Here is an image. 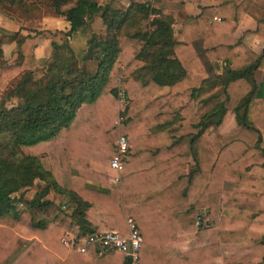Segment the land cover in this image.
<instances>
[{"label":"trees","instance_id":"trees-1","mask_svg":"<svg viewBox=\"0 0 264 264\" xmlns=\"http://www.w3.org/2000/svg\"><path fill=\"white\" fill-rule=\"evenodd\" d=\"M48 1L70 28L36 32L53 48L46 73L33 79L39 65L33 35L10 34L17 54L11 64L0 49V89L27 72L8 91L22 93L23 103L9 109L0 103V264L29 238L38 242L16 264H127L120 252L79 253L60 241L74 222L83 234L125 235L127 217L142 236L138 264H262L264 220L255 218L264 216V80L257 82L256 74L264 71V49L254 52L234 31L248 13L256 19L251 34L264 41V0H213L185 20L182 42L163 10H181L185 0H155L152 8L129 0L126 10L112 7L113 0ZM24 4L0 0V6ZM93 26L106 28L88 38L84 60L93 65L76 67L68 36ZM220 61L223 72L214 74ZM198 67L200 75L190 73ZM120 75L130 101L117 124ZM152 85L169 91L153 97L146 93ZM218 111V121L208 120ZM227 111L236 125L220 133ZM119 134L129 150L114 186L89 162L109 163ZM190 157L195 165L187 170ZM35 179L47 188L17 211L13 193ZM48 187L69 199L70 213L42 200ZM200 208L207 209L217 241L173 254L170 243L197 229Z\"/></svg>","mask_w":264,"mask_h":264},{"label":"crops","instance_id":"crops-1","mask_svg":"<svg viewBox=\"0 0 264 264\" xmlns=\"http://www.w3.org/2000/svg\"><path fill=\"white\" fill-rule=\"evenodd\" d=\"M101 1V0H97ZM147 2V6L149 8L153 7V3L155 0H145ZM122 2L121 0H113L111 6L116 9L126 10L129 5V0H127L128 4L124 8L116 7L117 3ZM213 0H185L184 7L181 10H163L164 14L170 15L174 19L173 27V36L176 41L182 42L183 37L181 34V27L185 20L188 17L196 16L200 12V7L203 6H211L213 5ZM151 14V13H150ZM149 14V19H152ZM30 19H25L20 16H15L12 13H8L6 11L0 10V49L2 51V59L7 63L11 64L17 59V54L13 51L15 46V40L10 37V34L19 32L20 35L30 34L34 36L35 39V46L33 48V53L38 60V67L33 74L34 80H39L44 73L47 71V66L53 62V48L51 46L50 40L43 38L41 35H37V31L41 30H50L54 32L55 30H64L67 31L70 28L69 22L66 20L65 16L60 15L58 13H54L49 16L41 17L38 19L36 23H32ZM256 27V19L246 13L237 28L234 31V36L240 39L245 45L251 48L254 52L260 54L264 49V41L258 39L254 35L251 34ZM105 26L102 27H91L86 29H78L76 31H72L68 36V45L72 52L73 58L71 62L76 66L80 67L81 65L86 64L88 67L93 65L91 61H85L84 55L88 48V38L91 32L97 33H104ZM139 48V46H137ZM120 69H123V66H120ZM202 68L198 67L196 70H191V74L200 75L202 73ZM223 72V63L220 61L218 65H215L214 74H221ZM263 72V71H262ZM27 72L24 70H20L15 73L9 80L6 81L5 85L2 89H0V103L4 105L7 109L14 107L18 104L23 103L22 93L19 94H10L8 95V91L11 90L26 74ZM124 82V80H122ZM34 87H32L33 89ZM216 90L211 89L209 91H205L202 96H205L209 93H212ZM169 91V87L164 85L162 87H158L152 85L151 87L146 89L147 94H154L153 97H157L159 95H164ZM129 105V104H128ZM127 105V106H128ZM126 106V107H127ZM125 107V108H126ZM123 110V114L125 111ZM219 114L215 112L209 115L208 120L218 121L219 118H215L216 115ZM232 115L231 118L234 120V125L232 124L231 120L228 116ZM177 125V124H176ZM236 125L235 115L232 111L225 112L219 122L217 127L220 133H225L230 131ZM41 161L46 169H49V164L46 157H41ZM190 164L187 165V170H191L194 167L195 162L190 157L189 158ZM190 165V166H189ZM89 167L93 172H96L100 175H104L107 177V181L109 184H113L114 186H119V173L113 170L109 163H101L98 161H90ZM116 177H118L116 179ZM76 180L82 181L88 187L94 189H101L99 183L80 179L75 177ZM47 188V183L40 179H35L31 186L25 187L18 192L13 193V195H21L22 199L17 198L16 210L21 211L23 207V203L30 201L35 194L40 193L43 189ZM15 197V196H13ZM42 200H47L55 205H60L62 208L67 212L70 213L74 206L69 201L67 197L58 193L54 190L53 187H48L46 194L42 197ZM56 209V207H52ZM205 209V208H204ZM203 208H200L197 212V216L200 215ZM53 212V211H52ZM51 212V213H52ZM52 215L49 219H51ZM207 219V218H206ZM196 226L197 229L192 233L182 234L179 235L174 241L170 243L171 250L173 254H180L186 250L197 248L203 245L215 243L217 241L216 229L211 227L210 225H206V227H202L201 225L197 224V217H196ZM70 229H77L81 231L80 226L77 223H73ZM31 241V245L25 248L23 251V247H25ZM38 240L36 238H29L27 239V243L20 249L18 253L13 255L8 263L9 264H16L19 259L28 252L32 246H34ZM18 254V255H17ZM16 256V257H15ZM15 257V258H13ZM13 258V259H12ZM13 261V262H12ZM7 263V264H8Z\"/></svg>","mask_w":264,"mask_h":264},{"label":"built area","instance_id":"built-area-1","mask_svg":"<svg viewBox=\"0 0 264 264\" xmlns=\"http://www.w3.org/2000/svg\"><path fill=\"white\" fill-rule=\"evenodd\" d=\"M153 1V0H151ZM153 5V4H152ZM150 17H154V14H150ZM123 75H120L116 90V101L118 105V120L119 124L123 120V110L129 104L130 98L126 95L123 87ZM129 150L127 136L119 134L116 142V152L111 156L109 166L119 173L123 166V158ZM118 177H116L117 179ZM202 218L197 216V224L201 225ZM127 233L125 235L120 234L117 230L107 231H92L90 233H81L77 229H68L61 237L60 241L68 249L79 253H86L92 247H94L99 255L106 252L117 251L128 261L127 264H138L139 249L142 243V236L139 232V228L132 220V218H126Z\"/></svg>","mask_w":264,"mask_h":264},{"label":"rangeland","instance_id":"rangeland-1","mask_svg":"<svg viewBox=\"0 0 264 264\" xmlns=\"http://www.w3.org/2000/svg\"><path fill=\"white\" fill-rule=\"evenodd\" d=\"M121 1L122 2H120V3L118 2L114 6L124 8L128 4L127 0H121ZM24 3H25L24 6L2 5V6H0V10L6 11L8 13H12L15 16H20V17L25 18V19H30V21L32 23L33 22L36 23L38 21V19H40L41 17L49 16V15H52L56 12L55 9L49 5L48 0H24ZM123 80H124V78H123ZM256 80H257V82L264 80V71L258 72L256 74ZM231 116L232 115L230 114V116H228V117L231 120V122H233L232 124L234 125V120L231 118ZM215 118L216 119L219 118V114H217ZM262 146H264V142L262 143ZM188 164H190V162ZM13 196H15V198L22 199V194L21 195L16 194ZM206 213H207V209L203 208V210L200 213V216H201L202 222H203V223H201L202 227H206V225H210V221L206 217ZM255 219L264 220V216H257ZM30 245H31V241L25 247H23V249L21 251H23L26 247L28 248ZM15 257H13V258H15ZM262 264H264V260H263Z\"/></svg>","mask_w":264,"mask_h":264}]
</instances>
